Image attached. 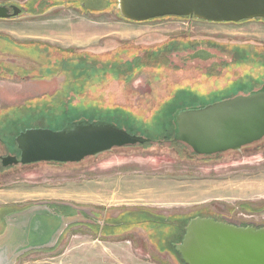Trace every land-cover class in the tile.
I'll return each mask as SVG.
<instances>
[{"label":"rangeland","instance_id":"374dc122","mask_svg":"<svg viewBox=\"0 0 264 264\" xmlns=\"http://www.w3.org/2000/svg\"><path fill=\"white\" fill-rule=\"evenodd\" d=\"M46 3L47 14L38 16ZM0 5L28 13L0 20L9 21L20 37L11 38L15 46L0 42V158L18 155L16 137L25 131L57 132L81 120L111 121L147 139L158 134L149 144L114 148L79 163L6 168L0 163V205L51 206L26 230V249L57 242L16 264H181L175 238L167 248L163 241L169 235L122 224L124 214L139 210L175 217L176 229L181 218L186 223L195 217L264 228V139L240 151L196 156L174 142L169 129L176 110L264 89L263 22L131 23L120 17L117 0H0ZM73 5L82 16L66 10ZM91 19L108 38L82 49L90 42L65 28ZM50 40L57 43L51 47L45 42ZM175 41L184 43L181 49L129 72V47L143 51ZM9 248L8 241L0 244L1 252Z\"/></svg>","mask_w":264,"mask_h":264},{"label":"water","instance_id":"95a60500","mask_svg":"<svg viewBox=\"0 0 264 264\" xmlns=\"http://www.w3.org/2000/svg\"><path fill=\"white\" fill-rule=\"evenodd\" d=\"M120 17L145 23L167 17L212 24L264 20V0H117ZM22 8L0 5V20L19 17ZM174 141L197 156L241 149L264 139V89L174 115ZM150 140L107 122L85 120L57 132L28 130L16 138L20 159L0 158L2 167L35 163H79L124 146ZM175 251L184 264H264V228L212 218L192 219Z\"/></svg>","mask_w":264,"mask_h":264},{"label":"crops","instance_id":"0c3cea01","mask_svg":"<svg viewBox=\"0 0 264 264\" xmlns=\"http://www.w3.org/2000/svg\"><path fill=\"white\" fill-rule=\"evenodd\" d=\"M8 23L9 21L7 22L0 21V42H2V40L6 42H9V41L12 42L11 38H14V39L20 38L17 35L16 29L12 28ZM101 25L102 24L99 23V21L91 19V21L89 20V22L86 25L79 24V25L67 27L65 29L69 30L70 32L74 34V35H70L71 37H74V36L79 37L78 39L80 40L83 37L82 39L83 42L85 43L90 42L88 45H85L82 47V49H89L91 47L95 48L96 44L102 42L104 38H108V34L101 35V32H100ZM53 30L54 29L50 27L48 28V31H47L51 37H54L56 34L54 33L55 31L53 32ZM27 39L32 40V41L39 40L37 37H27ZM45 42L46 44L51 45V47L54 46L53 44L57 43L55 40H50V41H45ZM12 44L14 45V42H12ZM1 45L2 44L0 43V46ZM4 46H7V44H5ZM58 47L63 50L71 48V47H66V46H61V45H58ZM75 48H79V47H75ZM0 99H2L1 96H0ZM10 102H11L10 104H12L11 106L15 105L14 101H11V99H10ZM16 206L17 205H0V244L2 242H7V241L10 243V248H9L10 252L7 251L8 247L6 250L2 252L0 251V264H14V263L16 264L18 262V259L31 257V254H33L34 252L39 253L40 252L39 250L42 247L53 248L55 244L57 243L56 241L55 242L53 241L50 244H47L46 246H36L35 245L32 248L33 251H31L30 249H26L25 244H23V240L27 244L24 238L26 230L28 229L30 225H32L33 221L36 219L38 214L45 213L47 208L51 206L32 207L29 209L21 207V206L20 207H16ZM5 207H10V208L15 207L16 209H13V211H10L7 213L5 212V214H1V210L4 209ZM61 218H62V221L64 220V222L65 220L67 221L68 219H70V218H65L64 216H61ZM42 228L43 226L38 227V229H42Z\"/></svg>","mask_w":264,"mask_h":264},{"label":"trees","instance_id":"16d2710c","mask_svg":"<svg viewBox=\"0 0 264 264\" xmlns=\"http://www.w3.org/2000/svg\"><path fill=\"white\" fill-rule=\"evenodd\" d=\"M48 4L49 3H46V6H43V8L41 10L42 13H37L38 11L36 12L37 14H39L38 16H42V15H46L47 14V11L49 9V5ZM84 5L87 6L85 3H84ZM167 18L182 19V20L188 19V18H174V17H167ZM162 19H164V18H162ZM190 20H192V19H190ZM254 21L263 22L264 23V20H254ZM244 22H248V21H244ZM244 22H240V23H244ZM240 23H238V24H240ZM183 45H184V43L181 44L180 42L178 43L176 41L174 42V44H172V42H168L167 44L163 45L162 47H160L158 49L157 48H147V49H145L143 51H141L138 46H135V45L131 46V47H129V52L132 53L133 57H132V60L129 61V63L127 64V65H129L128 66L129 67V72H136L142 66L146 67L148 65L155 64L157 59H159L158 57H160L162 54H164L166 52H169V51H172V50H175V49H181ZM82 62L86 63L85 60H82ZM176 112H178V110H176V111L171 113L170 120H169V129H170V127H172V130L170 129V133H171V139L173 137V141H174V135H175L174 115H175ZM94 121H99V120L98 119H94V120H90L88 122H94ZM106 122L116 125L115 123H113L111 121L110 122L106 121ZM151 135H153V136H152L151 139L149 138L150 141L153 138H156L158 134L157 133H152ZM144 138L147 139L148 137H144ZM163 139H168V138L165 136ZM150 141L148 143H145V144H149ZM174 142H176V141H174ZM24 208H27V206L24 207ZM247 209H248V207L246 208V210ZM125 217H128V219L125 218ZM122 218H125V219L122 220V224H129V225H130V223L133 224V225H137L138 224V225H141V226L145 227V229H147L149 232L152 231V232L158 233V234L162 233L165 236L169 235L166 238V240L163 241L164 244H165V247L169 248L170 247V243L172 241V238H175L176 241L181 243V241L183 240V237L185 235L186 226L188 225V223L192 219H195V218H198V217L192 218L191 220H188L186 223L183 222L184 218H181V223L182 224H180L179 226H176L177 229L172 227L173 225H175V222H176L175 217H167V218H165V217L155 216V215H152L151 213H148V212L143 211V210H139L138 212H134V214H127V215L124 214L122 216ZM215 221H217V220H215ZM219 222H221V221H219ZM257 229H260V228H257ZM178 233H179V235H177ZM171 247L173 249L174 246L172 245ZM174 252L177 255L180 263L184 264L182 259H181V257H180V255L176 251H174Z\"/></svg>","mask_w":264,"mask_h":264},{"label":"flooded vegetation","instance_id":"af4514ba","mask_svg":"<svg viewBox=\"0 0 264 264\" xmlns=\"http://www.w3.org/2000/svg\"><path fill=\"white\" fill-rule=\"evenodd\" d=\"M67 1H69V3H70V1H73V0H67ZM82 1V0H81ZM84 5V4H83ZM81 7H82V2H81ZM54 8H56V7H54ZM66 10H69V11H71V12H74V13H79V14H81L82 13V10H79L75 5H73L72 7H70V8H68V9H66ZM54 11V9L52 10V12ZM26 14H28V13H26V12H21V14L19 15V17L20 16H22V15H26ZM240 96V95H239ZM241 96H243V95H241ZM235 97H238V96H235ZM235 97H232V98H230V99H233V98H235ZM230 99H228V100H230ZM223 101H225V100H223ZM220 102H222V101H220ZM219 103V102H218ZM19 136V135H18ZM17 136V137H18ZM16 137V138H17ZM17 144V143H16ZM20 152H19V150H18V155L16 154V155H14V157L16 158V159H20ZM0 163H1V161H0ZM59 164H64V163H59Z\"/></svg>","mask_w":264,"mask_h":264},{"label":"bare ground","instance_id":"6f19581e","mask_svg":"<svg viewBox=\"0 0 264 264\" xmlns=\"http://www.w3.org/2000/svg\"><path fill=\"white\" fill-rule=\"evenodd\" d=\"M64 32V31H63ZM65 33V32H64ZM67 33V32H66ZM68 34V33H67ZM18 35V34H17ZM19 36V35H18Z\"/></svg>","mask_w":264,"mask_h":264}]
</instances>
